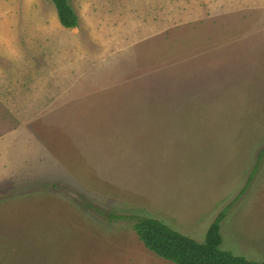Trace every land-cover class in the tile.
Returning a JSON list of instances; mask_svg holds the SVG:
<instances>
[{
	"label": "rangeland",
	"instance_id": "obj_1",
	"mask_svg": "<svg viewBox=\"0 0 264 264\" xmlns=\"http://www.w3.org/2000/svg\"><path fill=\"white\" fill-rule=\"evenodd\" d=\"M68 2L0 0V264H174L126 218L203 243L224 211L262 263L264 0Z\"/></svg>",
	"mask_w": 264,
	"mask_h": 264
},
{
	"label": "trees",
	"instance_id": "obj_2",
	"mask_svg": "<svg viewBox=\"0 0 264 264\" xmlns=\"http://www.w3.org/2000/svg\"><path fill=\"white\" fill-rule=\"evenodd\" d=\"M51 1L57 12L61 25L67 29L78 27L79 18L72 9L68 0ZM264 153V149L260 154ZM259 154L258 164L262 158ZM226 212L220 215L211 224L203 243L182 235L163 222L146 216H119L121 219L132 220V229L145 248L157 257L174 264H264L238 257L231 252L223 251L220 247L222 237L220 233L221 222Z\"/></svg>",
	"mask_w": 264,
	"mask_h": 264
},
{
	"label": "crops",
	"instance_id": "obj_3",
	"mask_svg": "<svg viewBox=\"0 0 264 264\" xmlns=\"http://www.w3.org/2000/svg\"><path fill=\"white\" fill-rule=\"evenodd\" d=\"M24 129L23 128H20L19 130H17L19 136L22 138V140L24 141V143L28 144V146L29 145L32 146V150L30 151L31 153H35L38 156L40 155V158H43V153H41L40 150L37 148L34 139L30 135V133L28 132V130L26 128H24ZM29 142H31V143H29ZM18 170H20L21 172H23L22 171L23 169L21 167H18Z\"/></svg>",
	"mask_w": 264,
	"mask_h": 264
}]
</instances>
